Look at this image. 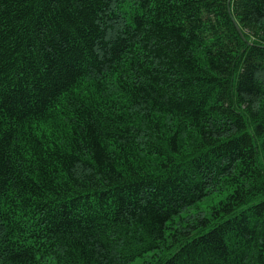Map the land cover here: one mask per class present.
Returning <instances> with one entry per match:
<instances>
[{"label":"trees","instance_id":"obj_1","mask_svg":"<svg viewBox=\"0 0 264 264\" xmlns=\"http://www.w3.org/2000/svg\"><path fill=\"white\" fill-rule=\"evenodd\" d=\"M0 103V264H264V0H0Z\"/></svg>","mask_w":264,"mask_h":264},{"label":"snow or ice","instance_id":"obj_2","mask_svg":"<svg viewBox=\"0 0 264 264\" xmlns=\"http://www.w3.org/2000/svg\"><path fill=\"white\" fill-rule=\"evenodd\" d=\"M149 3H150V0H144V7H148ZM153 6H155L154 3H153ZM130 30L131 29H129V28H125L124 29L125 32L130 31ZM106 43H111V40L106 41ZM122 46L124 48H126L127 47V42L126 41L122 42ZM113 51L115 52L117 57L120 55V51L118 49H113ZM102 54L103 55H107V50L105 49V51ZM109 63H111V61H109ZM97 71H100V69H97ZM85 74L86 73H84L82 71H77V70H72V71L67 72L65 77H64V82L62 84H60L55 89L54 92H49V96L51 98H55L56 96L59 95V93L61 91H66L70 84H74L75 81H76V78L78 76L85 75ZM241 80L242 81L244 80V70L241 71ZM28 99L31 100V99H34V98L33 97H29ZM41 103L46 104L47 101L46 100H42ZM4 107H5V105L3 103H0V109H3ZM16 110L17 109L15 108V106H10V108H9L10 112H14ZM238 131H239V129H238ZM259 131H260L261 135H264V128L260 129ZM240 134L241 135H254V133H246V132L240 133ZM192 214L195 215V213H192Z\"/></svg>","mask_w":264,"mask_h":264},{"label":"rangeland","instance_id":"obj_3","mask_svg":"<svg viewBox=\"0 0 264 264\" xmlns=\"http://www.w3.org/2000/svg\"><path fill=\"white\" fill-rule=\"evenodd\" d=\"M218 199V197H210V198H207V199H205V200H203L202 202H200L198 205H196L195 207H192L191 209H188V210H186L185 212H183L182 214H181V217H187V216H189V215H191V216H194L192 213H195V215L196 214H198V213H200V212H204L203 210L204 209H206V207L210 204V203H212V202H214V201H216ZM174 221H178V219H175ZM148 261V260H150L149 259V256H147V257H145V259H139V260H136L133 264H142L143 262L142 261Z\"/></svg>","mask_w":264,"mask_h":264},{"label":"water","instance_id":"obj_4","mask_svg":"<svg viewBox=\"0 0 264 264\" xmlns=\"http://www.w3.org/2000/svg\"><path fill=\"white\" fill-rule=\"evenodd\" d=\"M237 32L239 33V35H241V32H240L239 28H237ZM241 36H242V35H241Z\"/></svg>","mask_w":264,"mask_h":264}]
</instances>
